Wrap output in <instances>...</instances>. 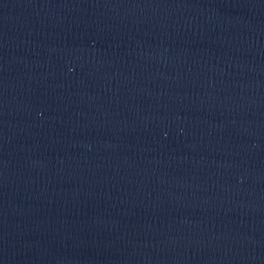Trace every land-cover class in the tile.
Wrapping results in <instances>:
<instances>
[{
  "label": "water",
  "instance_id": "1",
  "mask_svg": "<svg viewBox=\"0 0 264 264\" xmlns=\"http://www.w3.org/2000/svg\"><path fill=\"white\" fill-rule=\"evenodd\" d=\"M0 264H264V0H0Z\"/></svg>",
  "mask_w": 264,
  "mask_h": 264
}]
</instances>
